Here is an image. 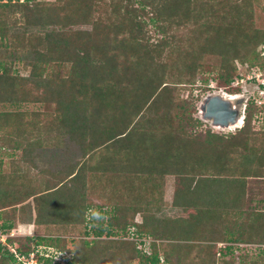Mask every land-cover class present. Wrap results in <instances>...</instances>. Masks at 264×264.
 <instances>
[{"label": "trees", "instance_id": "16d2710c", "mask_svg": "<svg viewBox=\"0 0 264 264\" xmlns=\"http://www.w3.org/2000/svg\"><path fill=\"white\" fill-rule=\"evenodd\" d=\"M20 1L2 0L0 7L12 14L19 12L21 25L46 31L15 36L8 34L6 24L0 21V48L4 51L25 49L31 39L37 43L27 77L9 75L7 65L0 62V104L52 103L56 110L48 130L56 133L55 144L68 137L85 154L100 147L108 154L116 147L115 156H126L124 161L137 155L125 168L123 160L112 162L117 174L120 170L128 174L116 193L108 184L100 186L99 191L107 197L115 194L120 198L125 191L128 196L122 194L121 200L132 199L131 191L143 190L151 201L146 198L141 203L147 208L158 207L155 193L161 189L159 181L174 176L172 207L186 216L160 220L147 216L137 224L126 221L129 215L125 216V210L133 212V218L140 213L141 203L121 205V210L116 206L92 210L84 199V184L81 189L74 187L80 173L73 168L64 176L48 171V176H40L42 181L29 190L14 192L13 179H6L0 161V231L8 234L14 230L10 219H15L16 207L23 213L20 207L32 198L36 214L46 224L58 218L68 223L83 221L82 237L69 241L73 246L67 250L72 255L69 264H216V255L220 258L229 253L223 264H264V252L253 261L247 255H233L237 244L264 243V198L256 200V194L251 193L250 204L245 205L239 197V192L250 189L241 180L250 175L263 178L257 173L261 167H253L247 161L250 156H244L246 160L240 164L233 158L231 163L230 157L224 158L227 161L222 166L218 161L226 147L252 151V124L263 111L247 102L242 127L229 137L210 130L199 132L202 122L195 117L201 101L195 94L196 82L202 81L207 88L213 79L216 87L237 94L235 61L264 71L257 52L264 46V31L253 27L249 11L254 0H237L238 4L223 12H217L207 0ZM150 25L157 37L151 43L155 35L150 36ZM80 26L90 29H77ZM174 27H183L188 37L177 36ZM214 55L220 59L218 71L206 64V56ZM16 114L0 113V130L10 126L16 132V140L0 138V148L11 145L28 153L31 145L41 141L27 128L39 130L45 115L14 123L16 118H24ZM146 148L153 149V155L148 161L139 160L151 154ZM261 153L262 158L263 148ZM106 160L111 161L109 157ZM237 170H243L241 180L227 177L228 173L236 175ZM132 174L139 179L138 185L133 184ZM108 202L110 205L109 197ZM105 215L109 217L104 221ZM6 241L7 245L0 244V264H18L8 245L27 257L32 253L18 238ZM22 241L29 243L30 239ZM199 241L205 244L198 245ZM217 244L225 247L216 250Z\"/></svg>", "mask_w": 264, "mask_h": 264}, {"label": "rangeland", "instance_id": "374dc122", "mask_svg": "<svg viewBox=\"0 0 264 264\" xmlns=\"http://www.w3.org/2000/svg\"><path fill=\"white\" fill-rule=\"evenodd\" d=\"M33 1H36V3L53 2V0H31L32 3ZM22 2L23 0L20 1V3ZM206 2H208V4L211 3L212 5H214L213 7L217 12H223L228 9L229 5L233 6L234 4H238L237 2L239 1L207 0ZM0 3H3L2 0H0ZM249 11L252 15L251 19L253 22V27L264 31V0H254ZM202 17L205 18V14L202 15ZM14 19H16L17 21L14 22ZM19 19H21L19 12H17V14H12L8 8L0 7V21L6 24V30H8V34H15L16 36L18 33H23L25 31L27 32V34H38L42 31H46L45 29L40 27L27 28L21 25V20ZM202 20L204 19H201L200 22ZM186 26L187 28L191 27V25L188 23L186 24ZM77 29L88 30L90 29V26H80L77 27ZM149 29L150 36L156 34L154 28L151 25L149 26ZM173 33H175L177 36L185 38L188 37L187 32L183 27H174ZM154 37H151L150 43L155 41V39L157 38L156 35ZM8 42L9 41L6 38V43ZM36 44V41L34 39H31L26 48L22 50L9 48L7 49V51H4L5 49H3L2 47V49L0 48V62H3V66L4 63L7 65L9 75H18L19 77L25 78L30 74L32 69L30 64L35 57L32 55V49L33 45L36 47ZM7 45L9 47V44ZM257 52L260 56L258 62L264 65V46L260 45L257 48ZM206 62L207 67H212L213 69H217L218 71V68L220 66V59L218 56H206ZM234 64L238 75V78L235 79L234 86L238 84V87H240V92L237 94H228L224 88H221V86L216 87L217 82L213 79L209 81L207 88L202 85V81L196 82L195 94L200 95L199 97H201V101L197 104L198 112L197 114H195V117L200 119V121L202 122L200 128L197 129L199 132L210 130L213 133L218 134V136L229 137V134L235 133L242 127L243 123H241V126L237 128H220L213 126L210 120L203 119L200 113V105L202 101L206 99V97L211 95H221L222 97L224 96V98H236L232 100V102H236V100L239 99L242 102V115H244L243 112L247 102L255 103V105L263 111L261 112V116H259V118L257 119L255 118L252 124L253 133L251 137L253 139L251 142L249 141L251 146H253V148H251L252 151L245 152L244 150L240 149L241 147L238 150H236V148L232 150L226 147L225 150H223L222 155L218 156V161L219 163H221V166L227 161L228 157H230L229 160L231 163L233 158L240 164V162H245L246 158H243L244 156H250L252 159L249 158L247 161L252 162L253 167L257 166L258 164V167H261V170H257L258 175L263 177L261 179H256L254 177H251L250 175L245 177L244 180H241V177H243L241 176L243 174V170H237L236 175H233V173L227 174L228 178L238 177L239 180L245 181L247 187L250 186V189H246L245 193L239 192V195H241L239 197L243 198L246 201L244 202V204L246 205L247 200L250 199L249 194L251 193L256 194V200H262L264 198V157L261 158V148L264 149V71L260 70L258 66L250 67L247 62L241 63L239 61H235ZM217 71L208 74V77L217 74ZM200 89L203 92H200ZM186 94L187 93H184V97L186 96ZM55 110V105L52 103L50 104L49 102H22L20 104H0V113L13 112L17 113L18 115L24 116L23 119H14V123L16 121L21 123L20 121L23 120H25L26 122L27 119L35 120L37 118L36 115H38L39 117L45 115L44 121H40L41 127L39 130H33L30 129V127L27 128L28 131L31 132V134L36 133V135H38L41 141L39 145H31V149L28 153L22 151L21 148L17 149L11 145H4L2 148H0V161L2 162V171L6 174V179L9 177L13 179V187L15 189L14 192H18L23 189L29 190L35 185L34 183L42 181L41 177L46 178V176L48 175L45 174H48V171H51L52 173L58 172L62 174L61 176H64L67 175L69 171H72L71 169L73 168V170L75 169V172L80 173L78 174L79 178H77L74 187L77 186L78 189H81L82 185L84 184V199L86 201V204H89L90 207H92V210H98L99 208H102L105 211L106 209H110L111 206L112 208H114L115 206L120 207L121 210V205L126 207H129V205H137L141 203L143 199H146L147 196L150 195L144 193L143 190L140 192H134L133 190L131 191L133 202H131L132 199L130 197H125L121 200L122 194L127 195L125 191H122L121 193L117 192L120 193L118 195L120 196V198L115 197V194L113 196L109 195L108 197L111 203L109 205L108 197L104 193H101L99 191L100 186L108 184L111 192L116 193V191H118L119 189V187L117 186L123 185V183L127 179L126 174H128L127 171H122L120 169V174H117V170H113L112 162L116 163L117 160L120 163V160H123V163L121 162V164L123 165V168H125V166L130 163V159L134 160L137 155L131 154L129 158L124 161V158H126V156H122V154H118L117 156H115V152L116 150H118L116 149V147L108 151V154L106 152H101L105 151L104 147L94 149L85 154L80 146L68 137H64L61 143L55 144L54 136L56 135V133L54 131L53 133L50 132L49 130L51 129L48 130L49 120L51 123L53 122ZM33 113H35V115H33ZM15 133L16 132L14 131V128L6 126L4 129L0 130V138L5 141H8L9 139L16 140ZM22 147L24 148V146ZM146 150L151 154H146L148 152L144 150V154L146 155L140 156L139 160L148 161V157L153 155V149L146 148ZM123 153L125 154L126 152L123 151ZM227 153H229V155H227ZM107 157L110 158V163L106 162ZM225 157L227 158L224 160ZM17 164L19 165V168H16ZM227 165L232 166L230 163H227ZM249 165L250 164H247V166ZM211 174L212 173H209L208 175ZM131 177L133 180V184L138 185L139 179L135 178V175L133 174ZM174 179V176H163V178L159 181L161 183V189L157 190V192L155 193V200L158 203V207H152L150 205L152 208H147L143 203H141L140 207L142 206V209L139 210L140 213L134 214L133 218V212H131L130 210H125L128 212V214H126L125 216L129 215L126 221L129 223L135 222L138 224L142 222L143 217L147 216H151L155 220H160L163 217L174 219L185 217L186 215L180 209L172 207ZM51 195L52 194L50 193L48 196L50 197ZM147 199V201H151V197ZM18 207L19 206L16 207L17 215L15 219H10L12 220L10 222L12 223L14 230L10 231L8 234L0 231L1 245H7L6 239L8 237H13L20 239V242L24 245L25 249L32 250V253L27 257L25 255L17 253L14 246L8 245L7 248L10 252L14 253L17 263L46 264V261L48 260L50 261L49 264H69L72 255L68 253L67 250L70 251V249H73V246L69 243V241H72V239L75 238L82 237L81 232H83L84 230L83 221L80 222V219H77L76 221H79V223H68L58 218L55 221H47L46 224L43 217L39 218L36 214L35 205L33 204L32 198H30L26 203L23 204V206L20 207V209H24L23 213L17 212L19 209ZM263 209L264 206L262 207V210ZM116 212L118 214V212L120 211ZM121 214L118 215L121 216ZM108 217L109 216L105 215L104 221ZM87 220L88 215L86 221ZM116 227H118V231L120 232V226L116 225ZM127 228L130 231H133L132 226L128 225ZM25 237L30 239L29 243L28 241H22V238ZM91 239L92 238H88V240ZM128 239L131 240L130 237ZM146 241L150 242L151 240L147 239ZM197 244L202 245L205 243L199 241L197 242ZM224 247L225 244H217V247L215 249H223ZM146 250L147 252H149L148 248ZM260 252H264V243L262 245L237 244L235 246V249H233L234 258H237L239 255H247L252 261L257 258V255ZM229 255L230 253L221 255L222 257L220 258L216 255V257L218 258L216 264H223L222 260H229V257L231 256ZM134 263L135 262H133V264Z\"/></svg>", "mask_w": 264, "mask_h": 264}, {"label": "water", "instance_id": "95a60500", "mask_svg": "<svg viewBox=\"0 0 264 264\" xmlns=\"http://www.w3.org/2000/svg\"><path fill=\"white\" fill-rule=\"evenodd\" d=\"M242 102L238 99L232 102L221 95L206 97L200 105V113L203 119L210 120L215 127L230 128L235 126L238 120L243 123L241 113Z\"/></svg>", "mask_w": 264, "mask_h": 264}, {"label": "bare ground", "instance_id": "6f19581e", "mask_svg": "<svg viewBox=\"0 0 264 264\" xmlns=\"http://www.w3.org/2000/svg\"><path fill=\"white\" fill-rule=\"evenodd\" d=\"M217 94H218V93H217ZM223 97H224V96H223ZM235 97H236V96H235ZM230 98H231V99H230L231 101L234 100V99H236V98H232V97H230ZM234 102H235V101H234ZM241 123H242V122H241V119H240V120H238V122H237V124H236L235 126H232V127H230V128H237V127L241 126Z\"/></svg>", "mask_w": 264, "mask_h": 264}, {"label": "clouds", "instance_id": "9594fccd", "mask_svg": "<svg viewBox=\"0 0 264 264\" xmlns=\"http://www.w3.org/2000/svg\"><path fill=\"white\" fill-rule=\"evenodd\" d=\"M243 118H244V115H243Z\"/></svg>", "mask_w": 264, "mask_h": 264}]
</instances>
